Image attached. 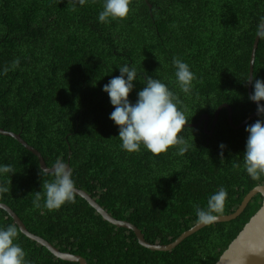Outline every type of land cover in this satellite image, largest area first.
<instances>
[{"label": "trees", "instance_id": "trees-1", "mask_svg": "<svg viewBox=\"0 0 264 264\" xmlns=\"http://www.w3.org/2000/svg\"><path fill=\"white\" fill-rule=\"evenodd\" d=\"M102 5L103 0H86L83 6L79 0H0V127L20 134L47 166L57 159L69 162L76 188L117 220L138 227L147 242L167 245L197 224L196 206H206L221 186L228 190L222 214L227 215L264 185V177L254 181L247 175L242 158L245 128L260 117L236 130L224 108L211 136L205 122L188 126L208 115L210 131L223 104L231 107L235 125L256 112L246 81L264 0H131L127 17L107 24L97 19ZM173 57L195 74L188 94L175 81ZM128 63L138 72L132 101L149 75L166 83L186 110L182 134L191 148L184 156L175 147L159 155L143 147L135 153L121 149L103 86ZM253 76L264 79V35ZM221 143L227 146L223 160ZM0 164L12 165L14 172L0 176L9 187L0 203L31 233L88 264H216L263 200L255 196L237 219L206 226L172 251H152L77 195L75 203L44 209L42 184L51 177L41 176L37 156L1 134ZM13 224L0 210V227ZM16 227L30 264H78L56 258Z\"/></svg>", "mask_w": 264, "mask_h": 264}, {"label": "clouds", "instance_id": "clouds-1", "mask_svg": "<svg viewBox=\"0 0 264 264\" xmlns=\"http://www.w3.org/2000/svg\"><path fill=\"white\" fill-rule=\"evenodd\" d=\"M86 0H79L83 6ZM131 0H103L102 10L98 14V22L110 23L113 20L124 19L130 11ZM264 16L260 18L258 33L264 35ZM19 65V60L14 61ZM175 81L180 90L188 94L192 89L195 74L190 65L179 57H173ZM119 75L112 77L103 86V91L108 94L113 111L111 119L118 126L120 147L128 153L139 152L141 148L154 155L165 153L169 148L175 147L176 154L184 156L191 148V143L182 134L188 119L186 110L178 107L179 101L176 94L160 79L146 75L144 87L136 93L132 101L130 93L135 88L138 72L131 63L118 67ZM146 73V72H145ZM252 86L249 100L256 103L258 118L253 124L246 126L248 133L245 151L243 154V169L254 181L264 177V79L248 76L247 81ZM226 145H219V155L223 160ZM239 168V164L233 165ZM10 164H0V176L13 174ZM41 176H50L51 180L42 184L43 208L48 211L60 209L66 203H75V181L69 166L57 159L51 167L40 169ZM9 192L5 183H0V196ZM228 190L221 186L207 198L206 206L199 205L195 208L196 223L210 226L218 222L224 213ZM41 191L36 192V207L40 208ZM18 229L16 225L0 227V264H30L26 259L24 248L17 242ZM264 249L253 246V254L259 255Z\"/></svg>", "mask_w": 264, "mask_h": 264}, {"label": "water", "instance_id": "water-1", "mask_svg": "<svg viewBox=\"0 0 264 264\" xmlns=\"http://www.w3.org/2000/svg\"><path fill=\"white\" fill-rule=\"evenodd\" d=\"M151 7V5H150ZM261 31H264V29H261ZM261 36L259 33H257L252 54H251V60H250V76H253L254 73V65L256 60V54L259 46V42L261 39ZM249 96L252 93V86L249 83ZM256 104V103H255ZM224 108L228 109L229 112V123L232 128L234 129H240L244 127L251 119L257 117V111L254 112L246 121H244L240 125H235L233 123V113L232 109L228 104H223L218 107L214 114V120L212 124V128L210 131H207L208 125H209V116L204 115L200 118L199 122L195 125H188L190 127H199L204 122V131L208 135H212L215 131V128L217 126V122L219 119V116ZM0 134L4 136H9L14 139H16L20 144H22L27 150L32 152L35 156L39 159L40 168L46 167L47 164L42 156V154L35 149L33 146L29 145L20 134H15L13 132L5 131L0 127ZM69 166L70 171L72 172L70 163H66ZM261 195L262 205L261 208L251 217V219L246 223L244 228L241 230V232L237 235V237L230 243L228 248L224 251V253L221 255L220 259L216 264H264V251H262L259 255L253 254V246H258L261 249H264V185H260L252 189L243 199L237 210L231 214L222 215L218 222L216 223H222V222H230L235 219H237L247 208L249 203L253 200V198L257 195ZM75 195L83 198L86 200L91 207H93L96 212L102 216V218L109 222L110 224L118 227V228H124L130 231H133L140 243L141 246L152 250V251H172L177 246H179L184 240H186L188 237L192 236L193 234L197 233L201 229L205 228L206 226L196 224L191 229L185 231L182 233L174 242L162 245V244H151L146 241L142 231L133 225L132 223L128 221H122L117 220L114 218L108 211L102 207L95 198L92 197L88 192L85 190H81L76 188ZM0 210L6 211L10 217L13 219L14 224L17 225L22 232L23 235H25L27 238L31 239L32 241L37 242L43 247H46L56 258L62 259L64 261H69L73 263L78 264H88L87 260L76 254H72L70 252H62L57 247L52 245L50 242L45 240L44 238L37 236L33 233H31L21 218L6 204L0 203Z\"/></svg>", "mask_w": 264, "mask_h": 264}]
</instances>
